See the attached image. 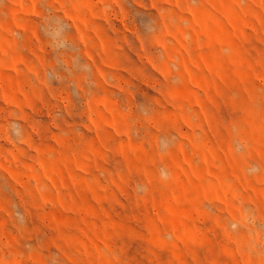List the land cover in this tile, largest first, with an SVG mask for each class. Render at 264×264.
<instances>
[{
    "label": "rangeland",
    "instance_id": "rangeland-1",
    "mask_svg": "<svg viewBox=\"0 0 264 264\" xmlns=\"http://www.w3.org/2000/svg\"><path fill=\"white\" fill-rule=\"evenodd\" d=\"M0 264H264V0H0Z\"/></svg>",
    "mask_w": 264,
    "mask_h": 264
}]
</instances>
